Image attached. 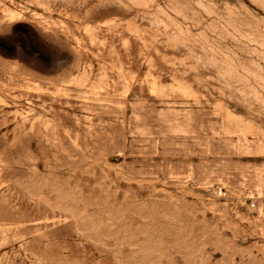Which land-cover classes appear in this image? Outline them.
<instances>
[{"label":"rangeland","instance_id":"obj_1","mask_svg":"<svg viewBox=\"0 0 264 264\" xmlns=\"http://www.w3.org/2000/svg\"><path fill=\"white\" fill-rule=\"evenodd\" d=\"M0 264H264V0H0Z\"/></svg>","mask_w":264,"mask_h":264},{"label":"built area","instance_id":"obj_2","mask_svg":"<svg viewBox=\"0 0 264 264\" xmlns=\"http://www.w3.org/2000/svg\"><path fill=\"white\" fill-rule=\"evenodd\" d=\"M219 194L221 196H226L227 195V192L225 190H223V189H220Z\"/></svg>","mask_w":264,"mask_h":264}]
</instances>
